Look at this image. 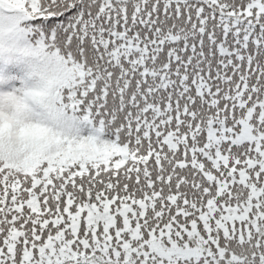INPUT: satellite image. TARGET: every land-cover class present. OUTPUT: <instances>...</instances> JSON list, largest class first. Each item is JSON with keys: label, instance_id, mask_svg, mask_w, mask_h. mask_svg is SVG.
I'll return each mask as SVG.
<instances>
[{"label": "snow or ice", "instance_id": "snow-or-ice-1", "mask_svg": "<svg viewBox=\"0 0 264 264\" xmlns=\"http://www.w3.org/2000/svg\"><path fill=\"white\" fill-rule=\"evenodd\" d=\"M0 264H264V0H0Z\"/></svg>", "mask_w": 264, "mask_h": 264}]
</instances>
